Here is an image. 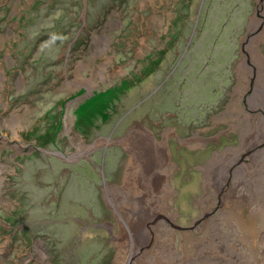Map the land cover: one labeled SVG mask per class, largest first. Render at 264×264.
I'll list each match as a JSON object with an SVG mask.
<instances>
[{
  "label": "rangeland",
  "instance_id": "1",
  "mask_svg": "<svg viewBox=\"0 0 264 264\" xmlns=\"http://www.w3.org/2000/svg\"><path fill=\"white\" fill-rule=\"evenodd\" d=\"M180 1L0 0V264H264V0ZM139 131L164 203L125 180Z\"/></svg>",
  "mask_w": 264,
  "mask_h": 264
},
{
  "label": "bare ground",
  "instance_id": "2",
  "mask_svg": "<svg viewBox=\"0 0 264 264\" xmlns=\"http://www.w3.org/2000/svg\"><path fill=\"white\" fill-rule=\"evenodd\" d=\"M260 63L262 62L260 61ZM262 107H264V102L262 104ZM259 126H260V129H264V119L262 120V122H260ZM243 134H244L243 135L244 140L246 141L249 140L248 142L251 144L252 138L250 137V135L255 136V133L252 132V128L250 127L246 129ZM127 143L129 145V149L132 155V158L130 160L131 162L130 169H132V165L135 164L138 168V172L135 177V174L132 175L131 171H129V173L125 176L126 182L130 181L132 185H134L133 180L136 179V183H137L136 190L141 192L142 197L146 198V200L151 199L154 196H157L159 193H163L162 191L158 193L157 189L159 188L160 185L166 182L165 172H166L167 166L169 165L168 158H167L164 148L159 146L158 142L155 141V139L150 133L142 132V131H139L138 134L129 136V138L126 141V144ZM252 157L254 159L253 160L254 164H258L261 160L264 159V156H262V154L257 151L253 153ZM232 161H233L232 163L236 164L238 162V156H235V158ZM235 169L239 173L242 172V176L239 178V181H242L244 183L249 193H251L249 187L256 189V191H258L257 190L258 187L256 186L257 182L245 177L247 174L245 173L246 171L245 165L238 164L235 167ZM229 171L230 170L227 166L218 167L214 171V175L209 177L208 180H212L214 182H216L217 180H222V179L226 180V178L229 175ZM219 185L221 187L222 184L219 183ZM157 200L164 203V199H162V197L161 198L158 197ZM221 201H224V198H222ZM145 207H148L147 208L148 216L145 217L146 221L150 217L154 218L159 215L158 213L159 211H157V209L151 208V207L149 208L148 205ZM133 214L134 215L136 214L135 210H133ZM144 224L146 225V222ZM133 227H130V238L132 241L133 248L136 247V249H134V251H130V254H129L130 261L132 257L134 256V254H136L137 250L139 249L140 244H142L146 240V239L140 240V236L138 232L136 233V237H135V235L133 234V231L135 229H132ZM149 232L153 235V232L151 230ZM230 264H233L232 260L230 261Z\"/></svg>",
  "mask_w": 264,
  "mask_h": 264
},
{
  "label": "trees",
  "instance_id": "3",
  "mask_svg": "<svg viewBox=\"0 0 264 264\" xmlns=\"http://www.w3.org/2000/svg\"><path fill=\"white\" fill-rule=\"evenodd\" d=\"M179 3L180 4L177 5V8H179V10H178L179 12H181L182 10H185L187 8V6H185V4L188 3L187 0H181ZM188 5H189V3H188ZM29 12H30V7L27 10L22 12V15L20 16L19 19H22L23 17H25ZM181 16H182V13H179L177 15V18L181 17ZM171 26H172V31L169 33H170L171 37H172V34H176L175 35V37H176L177 36V20L174 19ZM111 109H112V106H111V104H109V101L108 102L102 101V102L96 103L95 107L93 108V110L89 114L91 116H93V118L99 116L103 122H106L111 117ZM79 118H80V116H78L77 120H75V122H76L75 126H77ZM80 122L82 124L81 123H79V124L81 126H84L83 120H80ZM53 129H54V131L52 132V135H51L52 141H54L55 137L57 136L58 130L60 129V123H57L56 125H51V123H50L49 127L46 130V133L51 132V130H53ZM43 135L44 134H42V136Z\"/></svg>",
  "mask_w": 264,
  "mask_h": 264
},
{
  "label": "water",
  "instance_id": "4",
  "mask_svg": "<svg viewBox=\"0 0 264 264\" xmlns=\"http://www.w3.org/2000/svg\"><path fill=\"white\" fill-rule=\"evenodd\" d=\"M89 147H91V149H92V148H94V145L91 144L88 146V148ZM47 153H51L52 155H55V156L63 159L64 161H67V162H71L74 159V157L76 156V153H72V154L67 155L61 151H47ZM109 232H110V230H109Z\"/></svg>",
  "mask_w": 264,
  "mask_h": 264
},
{
  "label": "flooded vegetation",
  "instance_id": "5",
  "mask_svg": "<svg viewBox=\"0 0 264 264\" xmlns=\"http://www.w3.org/2000/svg\"><path fill=\"white\" fill-rule=\"evenodd\" d=\"M231 142H232V140H231ZM224 144H226V143H224ZM216 149V148H215ZM234 169V168H233ZM232 169V170H233ZM234 171V170H233ZM233 171H230V172H233ZM237 174L234 176L235 177V179H234V181L236 182V180H238L239 179V176H238V172H236ZM229 176H231V177H233V175L230 173V175ZM228 183V185L230 186V188H229V192L230 191H233L234 192V187H235V184L234 183H232V184H229V182H227ZM222 184V183H221ZM222 186V185H221ZM220 187V186H219ZM222 188H223V186H222ZM221 188V189H222ZM212 214H208L207 216H211ZM207 218V217H206ZM201 220H205V218H203V219H201Z\"/></svg>",
  "mask_w": 264,
  "mask_h": 264
}]
</instances>
